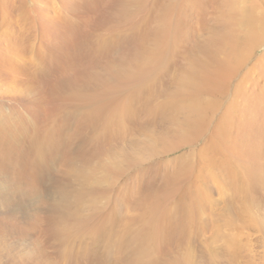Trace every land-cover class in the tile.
Returning a JSON list of instances; mask_svg holds the SVG:
<instances>
[{
  "label": "rangeland",
  "instance_id": "rangeland-1",
  "mask_svg": "<svg viewBox=\"0 0 264 264\" xmlns=\"http://www.w3.org/2000/svg\"><path fill=\"white\" fill-rule=\"evenodd\" d=\"M0 264H264V0H0Z\"/></svg>",
  "mask_w": 264,
  "mask_h": 264
},
{
  "label": "bare ground",
  "instance_id": "bare-ground-1",
  "mask_svg": "<svg viewBox=\"0 0 264 264\" xmlns=\"http://www.w3.org/2000/svg\"><path fill=\"white\" fill-rule=\"evenodd\" d=\"M235 4H236V3H235ZM238 5H240V4H238ZM250 15H251V14H250ZM235 17H236V16H235ZM256 19H258V18H256ZM231 20H232V19H231ZM259 20H260V19H259ZM259 20H258V22H259ZM233 21H234V20H233ZM250 21H251V19L249 20V22H250ZM252 21H253V20H252ZM261 21H262V20H261ZM255 23H256V26H255V27H257V25L260 26L259 23L257 24L256 21H255ZM260 23H261V22H260ZM248 24H249V23H248ZM248 24H247V26H248ZM251 24L254 25V23H252V22H251ZM251 24H250V25H251ZM248 27H249V26H248ZM252 27H253V26H252ZM255 27H254V28H255ZM250 28H251V27H250ZM252 30H253V29H252ZM254 32H255V31H254ZM251 35H252V34H251ZM216 87H217V86H216ZM193 104H194V103H193ZM258 173H259V172H258ZM259 174H260V173H259ZM150 232H151V231H150ZM148 233H149V231H148ZM110 235H111V234H110ZM109 237H110V236H109Z\"/></svg>",
  "mask_w": 264,
  "mask_h": 264
}]
</instances>
